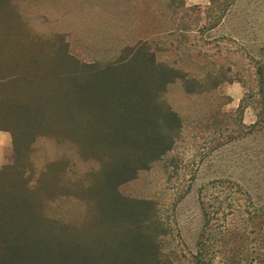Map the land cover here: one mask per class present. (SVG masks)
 <instances>
[{
  "label": "rangeland",
  "instance_id": "374dc122",
  "mask_svg": "<svg viewBox=\"0 0 264 264\" xmlns=\"http://www.w3.org/2000/svg\"><path fill=\"white\" fill-rule=\"evenodd\" d=\"M10 6L36 34L66 38L82 63L103 67L121 48L146 42L154 66L198 78L220 68L228 73L231 82L206 94H187L182 80L167 85L163 99L181 120L180 138L119 192L127 200L152 201L164 222L167 234L150 264L196 263L204 208L212 220L203 264H264L257 226L243 225L247 208L264 213V120L258 123V100L249 93L257 88L254 71L264 55V0H11ZM28 145L11 173L17 194L25 179L35 185L48 164L61 159L69 162L65 169L59 165L63 181L99 167L72 143L37 138ZM86 212L76 197L56 198L44 208L68 223L82 221ZM244 227L240 254L230 259L232 241L224 234Z\"/></svg>",
  "mask_w": 264,
  "mask_h": 264
},
{
  "label": "trees",
  "instance_id": "16d2710c",
  "mask_svg": "<svg viewBox=\"0 0 264 264\" xmlns=\"http://www.w3.org/2000/svg\"><path fill=\"white\" fill-rule=\"evenodd\" d=\"M10 1L0 0V129L14 140V155L0 170V264H150L167 234L164 222L152 201L127 200L119 187L180 138L181 120L163 99L168 84L182 80L187 94H206L232 79L223 68L198 78L154 66L146 42L124 48L103 67L82 63L61 36L36 34ZM254 77L257 88L249 93L258 100L261 123L264 55ZM37 138L72 143L84 160L94 159L99 167L80 180L63 181L69 162L61 159L48 164L35 185L25 179L17 194L11 173L23 146ZM59 197L80 200L85 218L68 223L48 217L46 203ZM246 210L243 225L257 226L264 245L262 209ZM204 217L195 264H203L206 253L212 220L206 208ZM245 227L224 234L232 241L230 259L240 254Z\"/></svg>",
  "mask_w": 264,
  "mask_h": 264
},
{
  "label": "crops",
  "instance_id": "0c3cea01",
  "mask_svg": "<svg viewBox=\"0 0 264 264\" xmlns=\"http://www.w3.org/2000/svg\"><path fill=\"white\" fill-rule=\"evenodd\" d=\"M64 33L68 35L69 32L65 31ZM65 41L69 46V42L67 41L66 38ZM121 51L122 48L120 49L119 52ZM13 155H14V140L12 134L9 131L0 129V170L10 162V159L13 157Z\"/></svg>",
  "mask_w": 264,
  "mask_h": 264
}]
</instances>
